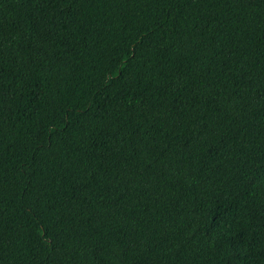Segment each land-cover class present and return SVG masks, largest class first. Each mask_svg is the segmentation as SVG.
I'll use <instances>...</instances> for the list:
<instances>
[{
    "label": "trees",
    "instance_id": "16d2710c",
    "mask_svg": "<svg viewBox=\"0 0 264 264\" xmlns=\"http://www.w3.org/2000/svg\"><path fill=\"white\" fill-rule=\"evenodd\" d=\"M0 264H264V0H0Z\"/></svg>",
    "mask_w": 264,
    "mask_h": 264
}]
</instances>
